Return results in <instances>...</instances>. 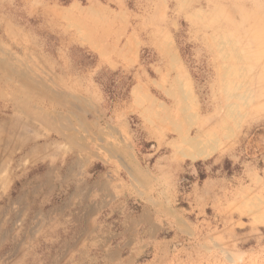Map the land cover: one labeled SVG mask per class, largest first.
I'll return each mask as SVG.
<instances>
[{"label":"rangeland","instance_id":"1","mask_svg":"<svg viewBox=\"0 0 264 264\" xmlns=\"http://www.w3.org/2000/svg\"><path fill=\"white\" fill-rule=\"evenodd\" d=\"M0 159V264H264V0H0Z\"/></svg>","mask_w":264,"mask_h":264},{"label":"bare ground","instance_id":"2","mask_svg":"<svg viewBox=\"0 0 264 264\" xmlns=\"http://www.w3.org/2000/svg\"><path fill=\"white\" fill-rule=\"evenodd\" d=\"M20 102H21V101H18V107H19V108H24V110L27 111V108H25L23 105H21ZM23 102H24V101H23ZM208 137H211V134L208 135ZM2 140H4L3 145L5 144V146H7L8 143H9V141L6 140V139H2ZM210 140H211V139H210ZM52 143H53V142H52L51 140L45 141L44 143H41V144H40V143H35V144L32 145L31 149H29V150H33V151H41V149H45V148H47L48 146L53 145ZM192 145H193V144H192ZM196 147H197V146H196ZM207 155H208V152L204 151L203 149H202V151H201L200 148H199V150L196 148V149H195V152H190L189 154L186 155V157H188V158L191 159V160H197V159H199V158L206 157ZM72 166H73V165H72ZM2 167H4V163H3L2 159H0V168H2Z\"/></svg>","mask_w":264,"mask_h":264}]
</instances>
